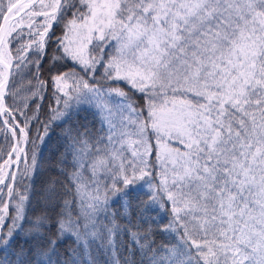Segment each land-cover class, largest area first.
I'll list each match as a JSON object with an SVG mask.
<instances>
[{
	"label": "snow or ice",
	"instance_id": "snow-or-ice-1",
	"mask_svg": "<svg viewBox=\"0 0 264 264\" xmlns=\"http://www.w3.org/2000/svg\"><path fill=\"white\" fill-rule=\"evenodd\" d=\"M0 264H264V0H0Z\"/></svg>",
	"mask_w": 264,
	"mask_h": 264
},
{
	"label": "trees",
	"instance_id": "trees-1",
	"mask_svg": "<svg viewBox=\"0 0 264 264\" xmlns=\"http://www.w3.org/2000/svg\"><path fill=\"white\" fill-rule=\"evenodd\" d=\"M59 31L60 30L57 29L58 34H59ZM46 109H47V103H45V106H44V110ZM85 117H87V121H85ZM77 120L81 124L88 122L89 126L91 127L96 126V124L94 123V118L90 113L81 112L79 114V117L74 116L73 120L70 121L69 123L70 124L75 123L77 122ZM61 131L62 130L60 128H56L54 133L51 135L50 139L47 140V143L44 146V151H43L44 164L42 166L44 169H47L49 161H54L56 159V155L60 151V146L62 143L61 138H60Z\"/></svg>",
	"mask_w": 264,
	"mask_h": 264
}]
</instances>
